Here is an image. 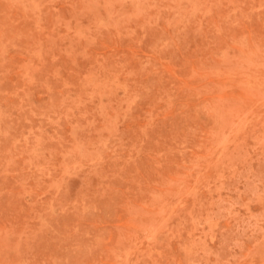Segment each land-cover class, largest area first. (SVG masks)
Returning <instances> with one entry per match:
<instances>
[{
	"label": "rangeland",
	"instance_id": "374dc122",
	"mask_svg": "<svg viewBox=\"0 0 264 264\" xmlns=\"http://www.w3.org/2000/svg\"><path fill=\"white\" fill-rule=\"evenodd\" d=\"M0 264H264V0H0Z\"/></svg>",
	"mask_w": 264,
	"mask_h": 264
}]
</instances>
